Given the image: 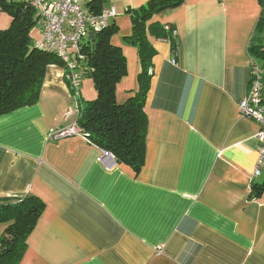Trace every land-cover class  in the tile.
<instances>
[{
    "label": "crops",
    "instance_id": "1",
    "mask_svg": "<svg viewBox=\"0 0 264 264\" xmlns=\"http://www.w3.org/2000/svg\"><path fill=\"white\" fill-rule=\"evenodd\" d=\"M147 1L101 0L117 11L111 43L126 59L118 103L135 94L141 70L124 40L126 10ZM260 14L259 0H183L150 19L176 30V53L148 34L155 53L138 172L119 162L107 169L101 148L82 136L49 137L78 114L57 64L36 103L0 115V202L33 195L44 203L19 264H264V190L251 192L264 179V164L254 175L259 125L238 109L253 61L264 83V53L251 50L264 46ZM10 20L0 13V29ZM40 35L37 25L31 36ZM80 97H96L91 78H82Z\"/></svg>",
    "mask_w": 264,
    "mask_h": 264
},
{
    "label": "trees",
    "instance_id": "2",
    "mask_svg": "<svg viewBox=\"0 0 264 264\" xmlns=\"http://www.w3.org/2000/svg\"><path fill=\"white\" fill-rule=\"evenodd\" d=\"M183 0H148L137 8L126 12L131 20V34L125 42L135 46L139 53L141 70L138 89L123 103L115 98L116 84L126 74V59L120 47L111 43L116 27L112 21L102 30L94 32V39L87 38L80 44L84 55L81 62L82 78L93 81L96 97L93 100L77 98L78 126L83 129L90 142L111 152L116 162L129 165L138 172L144 162L147 133V116L144 104L149 90L154 48L148 34L155 38H167L175 54L173 27L150 19L160 11L178 6ZM261 14L256 31L264 29V0H259ZM101 0H93L89 8L98 12ZM0 13L10 16L7 28L0 29V115L36 103L43 86L46 69L51 64L66 66L55 53L37 48L31 36L32 29L39 25L36 10L24 0H0ZM112 22V23H111ZM253 54L264 53V46H251ZM67 84L69 83L66 78ZM263 81V76H262ZM69 88V84H68ZM264 102V83H263ZM254 196L264 190V179L251 188ZM44 210V203L33 195L20 199H3L0 202V223L6 222L0 236V264H19L26 248V239Z\"/></svg>",
    "mask_w": 264,
    "mask_h": 264
},
{
    "label": "built area",
    "instance_id": "3",
    "mask_svg": "<svg viewBox=\"0 0 264 264\" xmlns=\"http://www.w3.org/2000/svg\"><path fill=\"white\" fill-rule=\"evenodd\" d=\"M33 7L39 15L41 35L35 40L37 48L55 53L66 66V78L73 100L80 97V86L83 75L81 62L84 55L80 52V44L88 38L90 31L105 29L110 21L117 16L114 7H102L98 12L89 8L93 0H24ZM168 29L169 25H165ZM175 35L176 30L172 29ZM249 91L238 102L239 113L243 117L253 119L259 130L256 138L259 142V159L254 175L261 173L264 164V103H263V69L255 61L250 65ZM78 110V109H77ZM71 113L67 111V115ZM71 135L82 136L90 142L88 134L81 129L77 122L68 127L51 131L49 137L58 139ZM98 161L107 169L111 168L116 160L114 155L101 149Z\"/></svg>",
    "mask_w": 264,
    "mask_h": 264
},
{
    "label": "water",
    "instance_id": "4",
    "mask_svg": "<svg viewBox=\"0 0 264 264\" xmlns=\"http://www.w3.org/2000/svg\"><path fill=\"white\" fill-rule=\"evenodd\" d=\"M88 38L93 40L94 39V32L90 31L88 34Z\"/></svg>",
    "mask_w": 264,
    "mask_h": 264
},
{
    "label": "rangeland",
    "instance_id": "5",
    "mask_svg": "<svg viewBox=\"0 0 264 264\" xmlns=\"http://www.w3.org/2000/svg\"><path fill=\"white\" fill-rule=\"evenodd\" d=\"M39 26V25H38ZM261 178H264V173L262 174V177Z\"/></svg>",
    "mask_w": 264,
    "mask_h": 264
}]
</instances>
